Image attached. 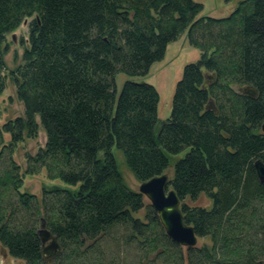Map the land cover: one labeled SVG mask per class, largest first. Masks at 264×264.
Here are the masks:
<instances>
[{
  "label": "trees",
  "instance_id": "obj_1",
  "mask_svg": "<svg viewBox=\"0 0 264 264\" xmlns=\"http://www.w3.org/2000/svg\"><path fill=\"white\" fill-rule=\"evenodd\" d=\"M201 10L196 0H0V45L31 17L13 75L23 117L0 127V245L10 257L44 264L42 223L60 264H125L105 261V240L133 246L135 264H264V186L252 166L264 164V0H241L224 18L197 17ZM184 30L198 59L182 67L157 124L154 87L126 80L116 96L114 75H145ZM2 69L0 51V93ZM206 75L214 81L202 89ZM209 100L216 114L204 110ZM36 117L45 144L26 157L25 174L43 169L62 185L42 189L39 202L20 192L10 159L24 136L35 137ZM113 148L138 183L183 154L169 186L184 224L208 246L166 238L145 199L122 183ZM200 195L208 208L183 203Z\"/></svg>",
  "mask_w": 264,
  "mask_h": 264
},
{
  "label": "rangeland",
  "instance_id": "obj_2",
  "mask_svg": "<svg viewBox=\"0 0 264 264\" xmlns=\"http://www.w3.org/2000/svg\"><path fill=\"white\" fill-rule=\"evenodd\" d=\"M239 1L241 0H230L228 3H224L222 0H196V2L202 5V10L197 17L224 18L234 10ZM30 20L31 17L22 19L14 29L5 35L4 43L0 45L3 66L2 74L4 77V90L0 93V127L15 118L23 117V106L15 97L13 75L16 68L22 63L23 52L27 49V24ZM197 59L198 51L188 45L186 30H184L175 41L167 44L162 59L154 62L145 75L128 77L121 73L115 74L114 85L116 96L123 82L126 80L144 83L154 87L158 94L156 119L157 124H159L169 115L171 95L174 85L181 75L182 67L185 64L195 62ZM205 83L208 85L209 79L205 78ZM233 88L236 91L239 90L237 87ZM209 104L211 106L210 109L214 108L211 101H209ZM35 122L37 125L35 137L29 139L24 136L21 142L13 146L10 159L18 167L19 175L23 177L20 192L32 195L39 202L42 189H50L54 186L62 187V185L57 180H48L43 169L37 174H25L27 169L26 157H34L36 152L43 149L45 144V134L37 117L35 118ZM1 139L3 144L7 145L9 143V136L7 134H2ZM111 152L122 183L127 189L137 192L139 183L126 167L121 153L114 148ZM182 155L180 154L170 159L169 166L164 172L169 180L172 177L173 162ZM99 156H101V153H98ZM145 202L147 201L145 200ZM183 203L188 207L200 208H208L210 205L209 200L203 195H200L193 202L186 199ZM142 214L140 212L137 216L141 217ZM118 234L120 235L117 231L116 236ZM113 236L115 237L114 232ZM203 245L208 246V240L197 239L196 247ZM99 248L105 256V261L111 259V257H116L120 261L123 259V263L125 264H135L138 257V253L133 246H123L119 240H105L99 243ZM5 260H2L0 257V264H22L13 260ZM45 264L56 263L52 261L46 262Z\"/></svg>",
  "mask_w": 264,
  "mask_h": 264
},
{
  "label": "water",
  "instance_id": "obj_3",
  "mask_svg": "<svg viewBox=\"0 0 264 264\" xmlns=\"http://www.w3.org/2000/svg\"><path fill=\"white\" fill-rule=\"evenodd\" d=\"M209 82L214 81V76H205ZM207 84H202V89H205ZM248 97H255V91L249 87L240 89ZM210 101V100H209ZM209 101L206 103L204 110H212L216 114L214 108L210 109ZM260 131L264 133V113ZM253 170L256 179L260 185L264 186V164L256 160L253 163ZM170 180L165 173L150 178L147 181L139 183L137 193L140 194L148 203L150 208L155 212L159 225L164 232L166 238L173 244L187 249L196 246L197 238L194 235L192 227L184 224L180 212V203L175 192L169 186ZM40 232L44 238L49 237L44 233L43 224H40ZM59 252V247L51 239L50 246L42 248V254L46 259H50Z\"/></svg>",
  "mask_w": 264,
  "mask_h": 264
},
{
  "label": "flooded vegetation",
  "instance_id": "obj_4",
  "mask_svg": "<svg viewBox=\"0 0 264 264\" xmlns=\"http://www.w3.org/2000/svg\"><path fill=\"white\" fill-rule=\"evenodd\" d=\"M205 82V81H204ZM55 242V241H54ZM51 244V239L49 237H45L42 236V248H46L48 246H50ZM55 244L57 245V243L55 242ZM58 246V245H57ZM59 247V246H58ZM59 253V252H58ZM57 256L58 254H56L55 256H53L52 258L50 259H46L45 256L42 254V257H43V261H44V264L46 262H55L56 264H60V262L57 260ZM0 257L2 258V260H13V261H16V262H20L22 264H24V262L20 261V260H17V259H14L12 257H10L7 253V251L0 245ZM5 260V261H7Z\"/></svg>",
  "mask_w": 264,
  "mask_h": 264
}]
</instances>
